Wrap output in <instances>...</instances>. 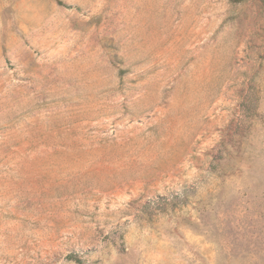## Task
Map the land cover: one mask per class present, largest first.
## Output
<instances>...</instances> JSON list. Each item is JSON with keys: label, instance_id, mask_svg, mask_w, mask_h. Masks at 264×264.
Instances as JSON below:
<instances>
[{"label": "rangeland", "instance_id": "1", "mask_svg": "<svg viewBox=\"0 0 264 264\" xmlns=\"http://www.w3.org/2000/svg\"><path fill=\"white\" fill-rule=\"evenodd\" d=\"M0 264H264V0H0Z\"/></svg>", "mask_w": 264, "mask_h": 264}, {"label": "trees", "instance_id": "2", "mask_svg": "<svg viewBox=\"0 0 264 264\" xmlns=\"http://www.w3.org/2000/svg\"><path fill=\"white\" fill-rule=\"evenodd\" d=\"M232 1H239V0H232ZM76 259V258H75Z\"/></svg>", "mask_w": 264, "mask_h": 264}]
</instances>
